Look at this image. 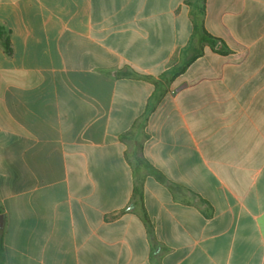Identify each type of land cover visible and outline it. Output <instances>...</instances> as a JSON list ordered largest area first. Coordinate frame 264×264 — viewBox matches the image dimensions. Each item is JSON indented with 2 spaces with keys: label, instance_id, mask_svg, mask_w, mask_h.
<instances>
[{
  "label": "crops",
  "instance_id": "obj_1",
  "mask_svg": "<svg viewBox=\"0 0 264 264\" xmlns=\"http://www.w3.org/2000/svg\"><path fill=\"white\" fill-rule=\"evenodd\" d=\"M0 26L4 264H264V0H0Z\"/></svg>",
  "mask_w": 264,
  "mask_h": 264
},
{
  "label": "trees",
  "instance_id": "obj_2",
  "mask_svg": "<svg viewBox=\"0 0 264 264\" xmlns=\"http://www.w3.org/2000/svg\"><path fill=\"white\" fill-rule=\"evenodd\" d=\"M200 11H202V10H200ZM201 40L211 42L213 40V38L207 34H203L201 37ZM0 46L2 47V49L6 55H8V56L11 55L12 51H11L10 44H9L8 32L2 26H0ZM139 163H141L143 166H145V168L148 172L153 171L149 166H147L146 162L140 160ZM140 189H141V182L138 181L136 186L134 187V193L138 196L140 195ZM0 264H4L3 235H2L1 229H0Z\"/></svg>",
  "mask_w": 264,
  "mask_h": 264
},
{
  "label": "water",
  "instance_id": "obj_3",
  "mask_svg": "<svg viewBox=\"0 0 264 264\" xmlns=\"http://www.w3.org/2000/svg\"><path fill=\"white\" fill-rule=\"evenodd\" d=\"M3 222H4L3 216L0 215V229H2V227H3Z\"/></svg>",
  "mask_w": 264,
  "mask_h": 264
}]
</instances>
